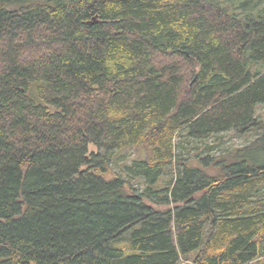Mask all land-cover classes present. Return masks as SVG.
I'll return each mask as SVG.
<instances>
[{"label": "trees", "instance_id": "obj_1", "mask_svg": "<svg viewBox=\"0 0 264 264\" xmlns=\"http://www.w3.org/2000/svg\"><path fill=\"white\" fill-rule=\"evenodd\" d=\"M237 1L0 0V264H264V14Z\"/></svg>", "mask_w": 264, "mask_h": 264}, {"label": "rangeland", "instance_id": "obj_2", "mask_svg": "<svg viewBox=\"0 0 264 264\" xmlns=\"http://www.w3.org/2000/svg\"><path fill=\"white\" fill-rule=\"evenodd\" d=\"M217 3H221V5H231L235 8L237 7L241 11L242 8L239 4L240 1L237 0H214ZM246 1V0H244ZM240 2V3H239ZM248 4L246 5L247 11H257L264 14V0H247ZM256 118L258 121L264 123V104L259 105L256 108ZM259 133L256 131H250L243 135H238L233 132H228L224 134H219L217 136H212L209 139L204 141H196L188 139L187 137L178 136L175 139L176 142V154L180 156V158H186L188 156H218L220 154H224L226 151L231 150L233 148H239L250 143ZM118 170V168H117ZM172 177V172L168 171L165 175V179L168 181ZM136 182V183H135ZM133 183L134 186H142L140 180L135 181Z\"/></svg>", "mask_w": 264, "mask_h": 264}]
</instances>
